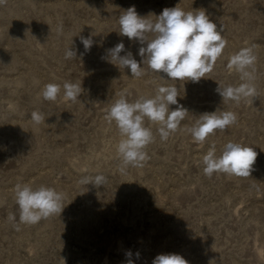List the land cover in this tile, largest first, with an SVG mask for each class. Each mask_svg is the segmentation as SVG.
<instances>
[{
	"label": "rangeland",
	"instance_id": "1",
	"mask_svg": "<svg viewBox=\"0 0 264 264\" xmlns=\"http://www.w3.org/2000/svg\"><path fill=\"white\" fill-rule=\"evenodd\" d=\"M132 6L152 21L164 8L205 10L227 41L212 71L192 82L151 70L139 55L146 45L119 33V18ZM81 37L93 40L87 52ZM121 42V55L132 53L141 77L111 60L109 50ZM244 47L256 56L255 97L223 100L219 85L242 82L227 65ZM69 48L77 57L65 58ZM65 82L81 85L75 102L64 99ZM47 84L61 85L56 101L43 98ZM162 86L177 87L178 104L188 113L166 140L160 125L145 117L153 133L149 159L122 173L117 145L123 137L106 115L121 96L135 103ZM34 111L44 122L32 120ZM216 111L234 112L237 122L196 142L188 129ZM230 141L257 152L250 176L205 175L203 156L213 145L219 156ZM97 175L107 178L103 185L81 183ZM18 184L61 193L62 212L21 223ZM171 253L188 264H264V0H4L0 264H152Z\"/></svg>",
	"mask_w": 264,
	"mask_h": 264
},
{
	"label": "clouds",
	"instance_id": "2",
	"mask_svg": "<svg viewBox=\"0 0 264 264\" xmlns=\"http://www.w3.org/2000/svg\"><path fill=\"white\" fill-rule=\"evenodd\" d=\"M4 0H0L3 3ZM155 21L141 17L135 6L129 7L119 18L120 34L130 40H136L141 45L139 55L146 59L148 66L154 72H163L170 80H199L212 71L217 59L222 55L227 41L223 38L221 30L212 22L205 10L185 12L179 7L164 8ZM63 25H59L57 33L62 34ZM149 34H152L149 39ZM85 52L93 45V40L81 37ZM125 52L123 42L118 43L109 50L112 61H118L124 68L130 69L133 77H141L143 69L131 52ZM77 53L69 48L65 58H75ZM143 60V62H144ZM256 56L251 47H244L233 54L227 67L240 74L242 81L237 86L217 88L223 100L239 103L241 99L254 98L256 89L254 63ZM66 101L75 102L81 95V85L65 82L62 86ZM61 92V85L47 84L42 90L45 100L56 101ZM177 87H160L153 98H140L135 103H129L123 96L117 100L106 115L108 121H115L123 139L117 145V151L122 163L120 171L123 173L129 166L143 167L149 159L145 148L153 141L151 129L144 126L145 117L160 125L158 131L162 140H166L174 132L188 113L182 105L178 104ZM170 105H177L170 110ZM32 120L36 124L44 122L43 114L33 112ZM234 112L205 113L194 126L188 129L193 139L203 143L206 138L216 130H225L237 122ZM257 159V152L253 147L240 143L228 142L222 153L217 156L213 145L203 156V171L207 176L214 173H226L238 177H248ZM106 177H84L83 184L93 183L103 185ZM16 203L20 210V222L36 224L63 210V195L52 188L41 186L33 189L27 184H18L15 189ZM14 220L13 215L9 216ZM152 264H188L179 254H160L155 257Z\"/></svg>",
	"mask_w": 264,
	"mask_h": 264
}]
</instances>
